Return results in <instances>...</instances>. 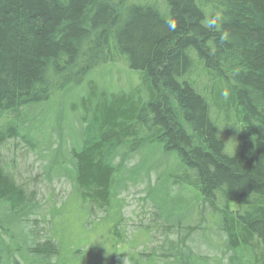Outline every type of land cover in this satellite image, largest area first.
<instances>
[{"label": "trees", "instance_id": "1", "mask_svg": "<svg viewBox=\"0 0 264 264\" xmlns=\"http://www.w3.org/2000/svg\"><path fill=\"white\" fill-rule=\"evenodd\" d=\"M103 66L136 84L108 91L88 80ZM60 99L81 127L67 159H56L70 195L47 221L0 157V264H118L132 240L117 190L139 169L156 184L154 220L137 240L157 245L131 264H264V0H0V152L55 133L46 128ZM110 148L123 151L118 161ZM40 224L50 226L44 240ZM198 241L220 258L196 253Z\"/></svg>", "mask_w": 264, "mask_h": 264}, {"label": "rangeland", "instance_id": "2", "mask_svg": "<svg viewBox=\"0 0 264 264\" xmlns=\"http://www.w3.org/2000/svg\"><path fill=\"white\" fill-rule=\"evenodd\" d=\"M88 80L95 81L99 86H105L108 91H113L114 89H128L129 87H132L134 84H136L137 81L134 79V77L126 75V73L122 71L121 68L113 66L99 67L93 75L89 76ZM66 93L69 94L70 90ZM75 93H77V91H75ZM73 94L74 93L70 95L73 96ZM69 100L71 103L76 102L71 101V99ZM62 101L65 102L64 99H60V101L53 103L54 106H57L56 108H58V112L60 113L57 114L58 117L54 120V126L51 125L46 128L47 131L56 130V135L55 133L50 136L45 135L46 138L44 139L42 138V135H44L43 133H40L39 135H30L31 138L29 137L30 139L28 142H26L24 137L21 136L18 137V140L16 141H9L8 145L0 152V157H4L7 163L14 164L15 172L12 170V168H10V170L14 172L17 178L19 177L18 179L21 184L26 183L30 191H28V193H34L37 203L36 211H39L38 214L45 217V219L49 217V214L51 213L50 209L53 205L55 206V204H57V207L59 208L63 203H67V198L71 192V186L70 182L67 180L68 178L65 176L67 172L64 169L59 171L60 168H58V162H56V159L59 161L67 159L68 150L73 145L71 142L72 137L78 132H81L79 131L81 127L78 121H75L76 119L74 117L72 118V116L67 113L66 109H64V106L61 105L63 103ZM54 110H56L55 107L52 108V111ZM52 111H50L51 116L46 115L50 117V119H53L54 117V113ZM29 124H32V122ZM46 124L47 123L43 121V118H40L34 125L37 128L38 126H40V128H45ZM69 125H71L72 128H69ZM56 136H59V138L57 139ZM81 136L84 137L85 143H90L95 137L92 129L86 135ZM62 140L64 145H60ZM120 150L121 149L117 151L113 148H110L107 153L110 156H114L117 151L118 154L115 157V160L118 161L119 157L123 153V151ZM148 153L149 151H146L143 154L144 158L148 157ZM141 155L142 154L139 153L137 156H135L132 161L128 163L127 168L133 170L136 163L139 162ZM53 157H55L54 161H52ZM52 164L57 165L56 169L53 168V172L48 173ZM167 166L169 171H172L174 169V161L170 159L169 164L167 163ZM138 172L142 173V177L136 176ZM132 173H134L132 176H127L128 179L130 177L131 179L126 181L125 188H120L117 190L119 192L117 200L120 203L119 206L121 208V214L124 220V233L127 237V240H132V242L127 241V245L120 248L121 257L119 258L118 264H131V255L147 252L157 245L156 238L154 239V242L151 238L145 239L142 236L140 240H137L140 234L138 230H141L143 226L151 224L154 220L152 218L153 214L155 213L154 207L152 201L148 197L147 191L149 179L152 186L156 184V173L152 172L150 178L147 180L143 176L145 174L143 173V170L141 171V169H139V171H133ZM138 177H140V179ZM35 178L39 179L35 180ZM161 194L162 193H160V195ZM180 194L184 196L183 199L187 200H189L188 197L191 196L189 194L186 195V193ZM66 208L68 207L66 206ZM179 212L181 215L187 213L186 202L181 205ZM4 213L5 211H0V215H3ZM101 216L99 212L95 213V218ZM2 218L4 221L6 220L5 217ZM31 218L32 221H34V219H41V217H37V214ZM28 219L29 216L27 214L24 220L26 221ZM46 220L48 221L49 219ZM192 221L194 222L193 218ZM192 221L190 223H192ZM77 224L78 223H76L74 226H77ZM21 227L22 225H20L19 230H21ZM48 227L50 228V226L46 224L39 225L40 230L37 231V235L42 237V240H44L43 236H45L44 229ZM21 233L22 232H20L19 237L16 236L18 233H15V238L18 242L24 244ZM5 238L7 240V237L4 235L3 239ZM211 239L214 240L213 242H216L215 235L211 234ZM91 240L92 238L90 239L89 237L85 242H90ZM198 243L195 245L196 248L199 246V250L195 249L196 253H199L200 251V253L208 254L209 257L207 258L210 260H217L214 256H216L218 259L220 258L219 252L217 250L208 249L207 245L205 244L203 246L201 241H198ZM200 256L202 255L200 254ZM225 263H227V261H225Z\"/></svg>", "mask_w": 264, "mask_h": 264}, {"label": "clouds", "instance_id": "3", "mask_svg": "<svg viewBox=\"0 0 264 264\" xmlns=\"http://www.w3.org/2000/svg\"><path fill=\"white\" fill-rule=\"evenodd\" d=\"M208 26H209L210 28H215V27H217L215 21H212ZM220 39H221V41L228 40V39H229V33L226 32V31L223 32V33H221V35H220ZM221 95L223 96V98H224L225 100H228V99H229V95H230V93H229L227 90H225V91H223V92L221 93Z\"/></svg>", "mask_w": 264, "mask_h": 264}]
</instances>
